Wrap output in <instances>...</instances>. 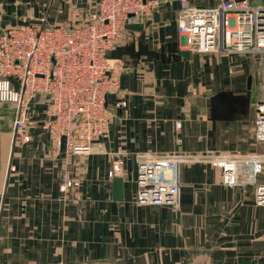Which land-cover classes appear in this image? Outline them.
<instances>
[{
  "label": "crops",
  "instance_id": "1",
  "mask_svg": "<svg viewBox=\"0 0 264 264\" xmlns=\"http://www.w3.org/2000/svg\"><path fill=\"white\" fill-rule=\"evenodd\" d=\"M97 1L0 0V28L39 17L54 25L73 4L86 10ZM179 8L180 0H159L149 16L126 26L120 46L135 43L137 50L141 42L159 56L122 57L121 93L109 94L107 106L121 98L126 105L115 110L108 136L89 155L52 150L37 102L31 140H16V104L0 101V264H264V207L254 203V185L224 186L219 168L204 159L179 165L177 208L135 202L139 153L259 151L253 122L256 103L264 100V53L255 55V68L248 54L179 56L174 45L189 50L177 32ZM117 158L122 172L109 179ZM63 177L79 187L62 193ZM116 177L123 180L122 201L113 200ZM256 183H264V171Z\"/></svg>",
  "mask_w": 264,
  "mask_h": 264
},
{
  "label": "built area",
  "instance_id": "2",
  "mask_svg": "<svg viewBox=\"0 0 264 264\" xmlns=\"http://www.w3.org/2000/svg\"><path fill=\"white\" fill-rule=\"evenodd\" d=\"M212 1L206 6L180 0L176 23L184 46L203 54L264 53V3ZM158 4L159 0H98L86 10L73 4L61 23L45 26V18L39 17L32 23L0 28V101L16 104L15 139L23 143L31 140V105L37 102L42 104L40 128L51 139L52 150L66 157L89 155L94 142L108 136L115 110L126 105L121 98L114 107L107 106L109 94L121 93L120 76L125 66L110 54L120 46L126 26L140 23ZM253 137L259 151L252 154L189 157L139 153L136 204L177 208L179 165L199 158L219 168L226 187L254 185V203L264 207V183H256L264 171V100L255 106ZM122 169L123 160L117 158L108 178ZM79 185L78 180L63 177L59 189L65 193Z\"/></svg>",
  "mask_w": 264,
  "mask_h": 264
},
{
  "label": "water",
  "instance_id": "3",
  "mask_svg": "<svg viewBox=\"0 0 264 264\" xmlns=\"http://www.w3.org/2000/svg\"><path fill=\"white\" fill-rule=\"evenodd\" d=\"M173 51L183 58L188 59L190 57V50L180 49L176 45H174ZM127 54H134L137 57L145 56L148 58H153V57L157 58L159 56L157 52L147 49L145 44L139 42L137 50H136L135 43H131L127 45L126 47L118 46L116 49H114L111 52L110 58L121 59L123 56ZM13 83L15 87L17 88V84L15 82ZM219 96L220 94L213 96L212 100H215ZM64 143H65V138L62 137V148H61L62 151H64V148H65ZM122 199H123V180L120 177H116L113 179V200L122 201Z\"/></svg>",
  "mask_w": 264,
  "mask_h": 264
},
{
  "label": "rangeland",
  "instance_id": "4",
  "mask_svg": "<svg viewBox=\"0 0 264 264\" xmlns=\"http://www.w3.org/2000/svg\"><path fill=\"white\" fill-rule=\"evenodd\" d=\"M182 49H185L184 47H181ZM248 55H250L251 56V58H253V59H255V60H253V62H252V68H255V61H259V60H257V57L255 56V55H252V54H248ZM256 57V58H255ZM261 58V60L264 58V55L263 56H261L260 57ZM122 61H123V63H125V61L123 60V58L121 59ZM264 63V62H263ZM125 65V64H124ZM261 66H262V61H261Z\"/></svg>",
  "mask_w": 264,
  "mask_h": 264
}]
</instances>
